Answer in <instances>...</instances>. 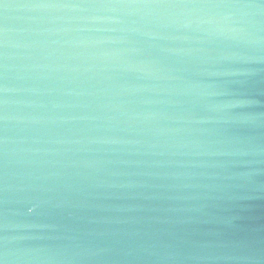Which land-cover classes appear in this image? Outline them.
Here are the masks:
<instances>
[{"label": "water", "instance_id": "95a60500", "mask_svg": "<svg viewBox=\"0 0 264 264\" xmlns=\"http://www.w3.org/2000/svg\"><path fill=\"white\" fill-rule=\"evenodd\" d=\"M0 264H264V0H0Z\"/></svg>", "mask_w": 264, "mask_h": 264}]
</instances>
